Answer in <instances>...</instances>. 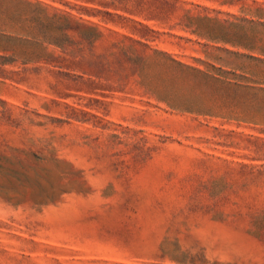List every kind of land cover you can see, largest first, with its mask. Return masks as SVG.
Returning <instances> with one entry per match:
<instances>
[{
    "label": "rangeland",
    "instance_id": "1",
    "mask_svg": "<svg viewBox=\"0 0 264 264\" xmlns=\"http://www.w3.org/2000/svg\"><path fill=\"white\" fill-rule=\"evenodd\" d=\"M261 12L0 0V264H264Z\"/></svg>",
    "mask_w": 264,
    "mask_h": 264
},
{
    "label": "trees",
    "instance_id": "2",
    "mask_svg": "<svg viewBox=\"0 0 264 264\" xmlns=\"http://www.w3.org/2000/svg\"><path fill=\"white\" fill-rule=\"evenodd\" d=\"M261 13H262L261 15L259 14L258 16H256L258 19H264V14H263L264 12H261ZM258 25L264 27V23L263 22L262 23H258Z\"/></svg>",
    "mask_w": 264,
    "mask_h": 264
}]
</instances>
